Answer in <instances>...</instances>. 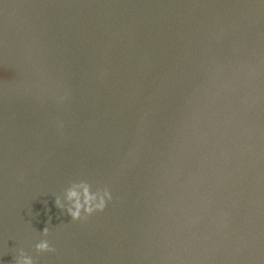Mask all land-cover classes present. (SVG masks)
Here are the masks:
<instances>
[{"label": "water", "instance_id": "obj_1", "mask_svg": "<svg viewBox=\"0 0 264 264\" xmlns=\"http://www.w3.org/2000/svg\"><path fill=\"white\" fill-rule=\"evenodd\" d=\"M80 181L113 200L73 222ZM21 249L264 264V0H0V264Z\"/></svg>", "mask_w": 264, "mask_h": 264}, {"label": "clouds", "instance_id": "obj_2", "mask_svg": "<svg viewBox=\"0 0 264 264\" xmlns=\"http://www.w3.org/2000/svg\"><path fill=\"white\" fill-rule=\"evenodd\" d=\"M64 99L66 97H60L61 101ZM112 200L113 195L108 187H97L93 190L90 183L80 181L70 184L62 197L55 196V206L66 213L71 221L78 222L97 213H103ZM41 234L44 238L35 244V252L38 254L54 252L47 239L49 227H45ZM14 264H36V261L32 255L21 249L14 256Z\"/></svg>", "mask_w": 264, "mask_h": 264}]
</instances>
